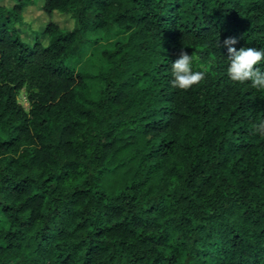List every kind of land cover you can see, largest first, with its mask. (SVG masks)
Instances as JSON below:
<instances>
[{"label":"trees","instance_id":"trees-1","mask_svg":"<svg viewBox=\"0 0 264 264\" xmlns=\"http://www.w3.org/2000/svg\"><path fill=\"white\" fill-rule=\"evenodd\" d=\"M38 1L0 3V264H264V91L224 46L264 49V0H43L74 26L29 44Z\"/></svg>","mask_w":264,"mask_h":264},{"label":"clouds","instance_id":"clouds-1","mask_svg":"<svg viewBox=\"0 0 264 264\" xmlns=\"http://www.w3.org/2000/svg\"><path fill=\"white\" fill-rule=\"evenodd\" d=\"M235 44L237 40L233 37L224 41L229 60L227 75L233 82L240 84L250 82L253 89L264 91V72L258 68V65L264 62V49L243 47L237 50ZM194 61L193 54L189 55L188 52L181 50L179 58L171 66L174 88L187 91L205 80L206 72L194 70ZM252 129L255 133L264 136V119L256 121Z\"/></svg>","mask_w":264,"mask_h":264},{"label":"rangeland","instance_id":"rangeland-1","mask_svg":"<svg viewBox=\"0 0 264 264\" xmlns=\"http://www.w3.org/2000/svg\"><path fill=\"white\" fill-rule=\"evenodd\" d=\"M0 3L7 7H12L13 0H0ZM44 1L40 0L37 2L36 6L27 8L24 12V21L26 26H19V34L24 42L29 44H34V35L31 33V29L34 31L42 32L44 27L49 22H54L59 25L64 30H69L73 28L74 22L68 16H64L58 13L53 15L47 14L43 9ZM31 27V28H29ZM42 42L46 45L49 41V38L46 36L41 37ZM18 101L25 110H29L30 103L28 100V90L27 88L23 89L19 96ZM5 221L2 216H0V226H5Z\"/></svg>","mask_w":264,"mask_h":264}]
</instances>
